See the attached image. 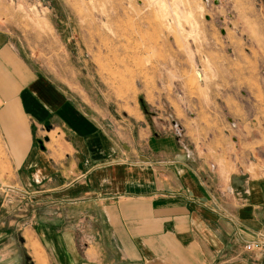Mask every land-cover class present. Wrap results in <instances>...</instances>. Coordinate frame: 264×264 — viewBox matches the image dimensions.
<instances>
[{"label": "crops", "instance_id": "crops-1", "mask_svg": "<svg viewBox=\"0 0 264 264\" xmlns=\"http://www.w3.org/2000/svg\"><path fill=\"white\" fill-rule=\"evenodd\" d=\"M141 132L116 139L0 45V264L19 245L35 264H264V164Z\"/></svg>", "mask_w": 264, "mask_h": 264}, {"label": "rangeland", "instance_id": "rangeland-1", "mask_svg": "<svg viewBox=\"0 0 264 264\" xmlns=\"http://www.w3.org/2000/svg\"><path fill=\"white\" fill-rule=\"evenodd\" d=\"M0 45L131 146L264 164V0H0Z\"/></svg>", "mask_w": 264, "mask_h": 264}, {"label": "built area", "instance_id": "built-area-1", "mask_svg": "<svg viewBox=\"0 0 264 264\" xmlns=\"http://www.w3.org/2000/svg\"><path fill=\"white\" fill-rule=\"evenodd\" d=\"M261 244L260 243H249L245 246L246 251H254L257 249H260Z\"/></svg>", "mask_w": 264, "mask_h": 264}]
</instances>
